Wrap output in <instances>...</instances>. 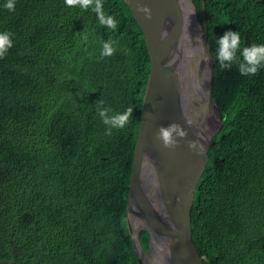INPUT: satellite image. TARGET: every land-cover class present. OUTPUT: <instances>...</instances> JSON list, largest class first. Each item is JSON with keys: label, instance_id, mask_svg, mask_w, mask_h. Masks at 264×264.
<instances>
[{"label": "trees", "instance_id": "obj_1", "mask_svg": "<svg viewBox=\"0 0 264 264\" xmlns=\"http://www.w3.org/2000/svg\"><path fill=\"white\" fill-rule=\"evenodd\" d=\"M203 17V0H194ZM223 128L195 192L193 241L207 264H264V67L239 73L245 47L264 44V0H204ZM0 0V264H139L127 194L150 57L124 0ZM240 34L230 68L217 38ZM111 41L115 52L102 56ZM110 114L133 109L106 135ZM148 251L150 237H140Z\"/></svg>", "mask_w": 264, "mask_h": 264}, {"label": "water", "instance_id": "obj_2", "mask_svg": "<svg viewBox=\"0 0 264 264\" xmlns=\"http://www.w3.org/2000/svg\"><path fill=\"white\" fill-rule=\"evenodd\" d=\"M137 20L150 57L127 194V228L139 264H207L193 241L191 212L209 153L223 128L214 95L215 63L203 17L194 0H124ZM188 5L194 14L188 20ZM190 24V27H189ZM189 27V29H188ZM180 124L187 140L205 146L203 155L178 139L174 149L155 138L161 126ZM150 237L147 251L140 240Z\"/></svg>", "mask_w": 264, "mask_h": 264}, {"label": "clouds", "instance_id": "obj_3", "mask_svg": "<svg viewBox=\"0 0 264 264\" xmlns=\"http://www.w3.org/2000/svg\"><path fill=\"white\" fill-rule=\"evenodd\" d=\"M69 6L79 5L87 9L92 7V10L97 13V18L101 24L106 25L111 29L116 28L115 18L105 16L103 13L102 0H65ZM4 7L9 11H14L15 0H6ZM136 12L143 14L145 19L152 18V11L147 7L143 0H137ZM12 34L9 32L0 33V58H3L12 45ZM111 41L104 42L102 45V56H111L115 49L112 47ZM240 45V34L237 31H227L221 37L217 38V60L221 68H230L235 60V54ZM243 59L239 63V73L243 76L255 75L261 67H264V44H252L245 47L241 53ZM102 102H97V114L106 126V135H111L113 129H123L129 122L132 116L133 109L128 107L123 112L112 113L106 107H101ZM188 133L184 128L177 123H171L167 126H161L157 129L155 138L162 142L163 147L174 149L178 146V139L186 140L187 147L195 154L203 155L205 146L198 140H187Z\"/></svg>", "mask_w": 264, "mask_h": 264}, {"label": "bare ground", "instance_id": "obj_4", "mask_svg": "<svg viewBox=\"0 0 264 264\" xmlns=\"http://www.w3.org/2000/svg\"><path fill=\"white\" fill-rule=\"evenodd\" d=\"M193 14H194V9H193L192 5H188L187 15H188V20H189L190 23L192 21V15ZM189 27H190V24H189ZM189 27H188V29H189Z\"/></svg>", "mask_w": 264, "mask_h": 264}]
</instances>
